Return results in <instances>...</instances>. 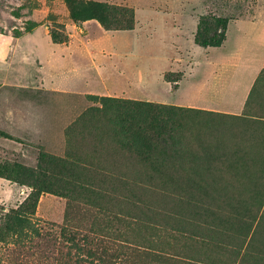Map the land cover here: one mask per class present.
Here are the masks:
<instances>
[{
    "label": "rangeland",
    "instance_id": "374dc122",
    "mask_svg": "<svg viewBox=\"0 0 264 264\" xmlns=\"http://www.w3.org/2000/svg\"><path fill=\"white\" fill-rule=\"evenodd\" d=\"M87 3L107 6V26L74 21L72 11ZM34 9L49 35L67 36L60 76L72 67L84 75L52 88L38 81V62L25 61L23 82L0 84V164L35 167L43 154L69 150L100 167L55 179L28 223L7 230L0 218V264H264V78L244 81L225 41L194 43L200 15L224 18L227 35L236 21L263 22L264 0H0V30L22 27ZM136 25L140 51L131 55L127 31ZM106 31L126 34L123 45L109 47ZM258 43L248 54L259 56ZM246 53L237 52L241 60ZM117 75L120 87L109 83ZM104 92L198 112L148 159L99 140L102 120L69 138L75 119L98 105L87 95ZM30 191L0 177V217Z\"/></svg>",
    "mask_w": 264,
    "mask_h": 264
},
{
    "label": "trees",
    "instance_id": "16d2710c",
    "mask_svg": "<svg viewBox=\"0 0 264 264\" xmlns=\"http://www.w3.org/2000/svg\"><path fill=\"white\" fill-rule=\"evenodd\" d=\"M107 8L105 4L87 3L80 5L72 11L74 21L97 19L102 25L107 26L101 17V13ZM107 10V9H106ZM38 25L37 22L26 20L22 29H14L13 36H20L30 32ZM226 20L213 14L199 16L194 43L200 47H218L226 38ZM53 42L62 43L67 36L61 38L51 31ZM171 81V80H169ZM174 81V80H173ZM87 97L98 105L88 107L81 113L66 134L69 138L77 127L83 124L92 125L95 121H103L105 126L97 129L99 140L110 139L121 147L131 150L144 159L149 158L150 152L156 146H165L172 140L175 131L182 127L181 121L198 111L193 108L155 103L142 100L123 99L113 96L89 94ZM35 167H30L19 162L0 164V177L12 180L20 185L31 187L30 193L17 208H11L1 215L2 225L9 230L11 225L28 223V216L34 213L42 191L51 190L55 179L57 181H71L77 171L81 174L87 171V167H100L97 162L85 158L75 151H65L63 156L45 155ZM94 170H90L94 173ZM190 178V177H189ZM189 182H197L190 178ZM175 184L184 182L175 180ZM33 235H39V231L32 229ZM4 236L0 233V240ZM74 243V237L69 238Z\"/></svg>",
    "mask_w": 264,
    "mask_h": 264
},
{
    "label": "crops",
    "instance_id": "0c3cea01",
    "mask_svg": "<svg viewBox=\"0 0 264 264\" xmlns=\"http://www.w3.org/2000/svg\"><path fill=\"white\" fill-rule=\"evenodd\" d=\"M37 14H40V9H34L31 15L25 17L22 27L13 26L12 30L8 32L0 30V84H16L23 82V73L26 71L25 67L28 65L25 61L28 63L33 61L34 63H39V65L38 63L36 64L35 69L38 81L41 85H54L52 88H56L57 84L71 86L73 84L71 79L77 78L75 76L82 77V70L72 67L71 70L63 74V78L60 76V60L62 54L68 51L70 45H62L61 43L53 42L45 29V24L40 23V19L36 17ZM145 15H147V18L151 17V12L148 11ZM15 16H18V13H16ZM26 20L35 21L38 25L30 32L23 33L18 37L13 36L14 29H22ZM232 27L235 28L236 32L231 37L232 33H230V31ZM139 28L140 26L136 25V28L127 31L128 38L134 35L132 43L130 42V44H132L131 49L134 50L131 55H135V53H139L137 51H140V44L137 43L136 39L138 38L136 35L139 33ZM121 33L122 32L115 31H106L104 33L109 47H112V45H114L113 43H116V46L119 43L123 45V41L120 40V37L126 34ZM179 39H181V37L177 38L178 41ZM224 41L231 49L236 51V54H233L232 51L229 53V62L233 61V59L236 60V66L239 65V67H241L236 73L240 72L239 74L242 75V77L244 76V81L248 82L250 79L251 84H253L260 74L261 78H264V21L260 24L247 21H236L228 28ZM256 41L262 46L261 53L257 54L259 55L258 57L255 53L248 54L251 49V43ZM121 45H118V47H121ZM245 50L247 53L245 55L243 54L244 58L246 59V57L249 56L246 60V64L243 63L245 59L241 60L242 56L240 55L239 57L237 54V52L242 54ZM66 73H68V77ZM117 74H119V72ZM109 83L120 87L124 83V79L120 78V75H117L115 79L109 80ZM246 88H248V84L244 86L245 91L247 90ZM100 94L113 97L117 95L110 92Z\"/></svg>",
    "mask_w": 264,
    "mask_h": 264
}]
</instances>
